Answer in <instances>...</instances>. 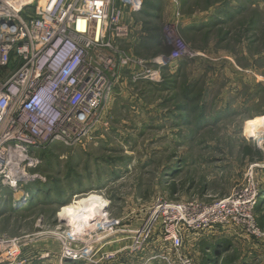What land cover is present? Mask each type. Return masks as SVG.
I'll list each match as a JSON object with an SVG mask.
<instances>
[{
    "label": "rangeland",
    "instance_id": "1",
    "mask_svg": "<svg viewBox=\"0 0 264 264\" xmlns=\"http://www.w3.org/2000/svg\"><path fill=\"white\" fill-rule=\"evenodd\" d=\"M151 1L159 12L170 7L173 19L183 4ZM195 5L199 22L208 20V26L191 40L205 51L192 50L176 26L190 60L170 89L120 73L99 111V123L81 142L57 141L37 150L38 170L50 191L40 189L22 206L15 205L11 191L0 194V234L29 235L27 254L50 253L47 264L65 263L60 238L47 233L85 225L93 212L99 219L102 199L108 213L122 219L105 246L122 250L115 264H155L148 259L165 250L157 225L140 252H131V234L160 200L210 203L243 183L254 165L264 201V0H196L182 7ZM215 237L227 244L207 264H221L227 254L237 258L236 264H264V238L217 232ZM204 239L210 240L202 235L185 239L183 250L195 264L206 260Z\"/></svg>",
    "mask_w": 264,
    "mask_h": 264
},
{
    "label": "built area",
    "instance_id": "2",
    "mask_svg": "<svg viewBox=\"0 0 264 264\" xmlns=\"http://www.w3.org/2000/svg\"><path fill=\"white\" fill-rule=\"evenodd\" d=\"M144 6V0H0V194L11 191L15 205L27 204L29 186L45 180L37 150L57 141L81 142L99 123V111L122 71L133 81L162 84L188 56L174 24L164 33L169 52L143 58L130 51L134 15ZM259 190L253 165L243 183L210 203L160 200L131 234L130 250L142 251L156 225L165 248L148 259L156 264H195L183 250L185 239L194 235L217 232L263 240L256 214ZM107 206L99 219L93 212L85 225L47 233L60 238L61 262H117L122 250L105 246L122 219ZM28 238L0 234V264H47L50 253L27 254Z\"/></svg>",
    "mask_w": 264,
    "mask_h": 264
},
{
    "label": "crops",
    "instance_id": "3",
    "mask_svg": "<svg viewBox=\"0 0 264 264\" xmlns=\"http://www.w3.org/2000/svg\"><path fill=\"white\" fill-rule=\"evenodd\" d=\"M192 2H196V0H181V3H183L181 4V7L182 5H185V3L192 4ZM151 3H153L151 0L144 1L145 4L144 10L141 13L134 15L135 17L134 33L132 35V38L129 40V43L127 44V47L130 49V51L140 57L152 58L154 56L162 54L163 52H169L170 48L168 49V51L165 50V47L167 46L164 44L165 36L163 33L166 27L165 25L167 23L174 24L175 26H178L179 29L181 28V31L183 30L185 32H189L191 35L197 32V30L199 29V27L203 22L206 25L208 24V20L205 21L204 19L202 20V22H199L200 19L198 14L201 13L198 10V5H195L190 10H187V9H183V7L181 8L179 5L180 3L178 2L179 8H177L178 10L177 13H180V15H178L177 18H175L174 16L173 19V17L169 18L170 12L168 13V8L170 7H167L165 11L160 9L159 12V10L157 8H154ZM156 35L160 37L159 41L155 40ZM191 46L192 45L190 44L189 47L191 48ZM199 49L193 48L192 50L200 51L201 49L200 50ZM202 51L205 50H201L200 52ZM181 60L184 59H180L178 61L177 64L178 70L179 68L182 69L185 64V62L184 61L181 62ZM178 70L173 71L172 74L168 73L169 76L177 75ZM121 74L130 77L128 72L122 71ZM146 84L150 85L151 87L161 88V84H155L150 82H146ZM69 263L72 262H65L64 264H69Z\"/></svg>",
    "mask_w": 264,
    "mask_h": 264
},
{
    "label": "trees",
    "instance_id": "4",
    "mask_svg": "<svg viewBox=\"0 0 264 264\" xmlns=\"http://www.w3.org/2000/svg\"><path fill=\"white\" fill-rule=\"evenodd\" d=\"M212 25H214V23ZM207 26H208V24L207 25L206 24L205 25H201L196 33H200L201 31L206 30ZM183 32L187 36V41H189L188 43L191 42L190 43L192 45L191 49H193V48L196 49L197 47H195L194 46L195 44L193 43L196 40L195 39L191 40V38H193V35H191L189 32H185V31L182 30L181 33L183 34ZM159 38L160 37L156 35L155 40L159 41ZM158 45H160V44H158ZM168 49H169V47H165L166 51H168ZM182 59H184V60H181V62L182 61L185 62V61L190 60L189 57H187V59H186V57H184ZM178 71H180V68H179ZM176 79H177V75L167 77L162 82L161 89L164 88V87H166L167 89H170L172 87V85H174V83L177 82ZM184 110H185V108H184ZM204 117H205V115L203 116V118ZM37 182H40L41 184L39 186L35 187ZM37 182L29 186V191H30V193L32 195V200L31 201H34L35 200L34 197L37 196L39 193H41L40 189H48L50 191V188L48 187V185H45L43 181L37 180ZM47 195H48V192H47ZM263 205H264V201H262V199H261V200H259V203H258V205L256 207V209H257L256 210L257 222H258V225H260L261 227H264V209H262ZM260 214H261V216H260ZM208 238L210 239L211 236H208ZM226 244H227V242H224L222 240V238H218V237L211 238L210 240L204 239L202 241V244H201V249H202V251L204 253L203 256H205L206 260H203L204 262L203 263L201 262V264H207V262L210 260V258L215 256V254L218 253V251H219V249L221 247H224V248L226 247ZM223 258L224 259H223V262L221 264H236L237 258H235V256H233V255H228L227 254V255H224ZM155 264H156V262H155Z\"/></svg>",
    "mask_w": 264,
    "mask_h": 264
},
{
    "label": "bare ground",
    "instance_id": "5",
    "mask_svg": "<svg viewBox=\"0 0 264 264\" xmlns=\"http://www.w3.org/2000/svg\"><path fill=\"white\" fill-rule=\"evenodd\" d=\"M256 122V121H255ZM253 124H254V122H253ZM99 200V198H97V201ZM98 202H100V204H99V207L100 208H103V207H105L106 205H107V203L106 202H104V201H102V199L101 200H99ZM73 206V205H72ZM70 208H73L72 210H76L75 209V207H70ZM68 208H65L64 209V211H62L63 213L65 212V210H67ZM76 214H78V215H80V213H76ZM102 217V216H101ZM77 221V220H76Z\"/></svg>",
    "mask_w": 264,
    "mask_h": 264
}]
</instances>
